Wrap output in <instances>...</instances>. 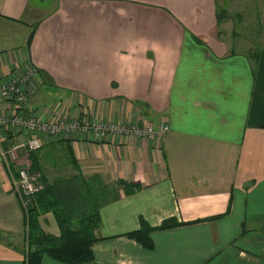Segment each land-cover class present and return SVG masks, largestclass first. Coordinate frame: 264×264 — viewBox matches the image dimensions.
Wrapping results in <instances>:
<instances>
[{
  "label": "crops",
  "instance_id": "0c3cea01",
  "mask_svg": "<svg viewBox=\"0 0 264 264\" xmlns=\"http://www.w3.org/2000/svg\"><path fill=\"white\" fill-rule=\"evenodd\" d=\"M227 6L0 0V79L35 67L33 97L42 88L64 102L40 97L35 105L32 97L30 111L170 126L161 138H73L38 154L43 167L60 160L72 172L71 145L85 175L140 186L101 208L95 260L86 264H264V16L253 31L261 43L246 46L253 35H244L240 18L229 30ZM8 145H0V264H26V217ZM168 220L181 224L153 230V249L126 235L143 221L157 228ZM39 221L60 235L53 212ZM41 264L63 263L45 256Z\"/></svg>",
  "mask_w": 264,
  "mask_h": 264
},
{
  "label": "trees",
  "instance_id": "16d2710c",
  "mask_svg": "<svg viewBox=\"0 0 264 264\" xmlns=\"http://www.w3.org/2000/svg\"><path fill=\"white\" fill-rule=\"evenodd\" d=\"M60 141L68 140L49 141L45 144ZM43 146L30 153L32 168L35 171L41 172L43 168L38 159L39 153H45V155L47 153L46 149L43 150ZM67 148L75 168L73 174L53 181L43 178L45 188L32 198L27 208L23 207L29 245L26 264H41L45 256L63 264L94 262L93 244L98 240L97 231L102 223L100 210L120 197L115 189L113 192L110 188L122 185L126 192L140 188L124 180H118L115 184L107 183L99 174L85 175L79 168L71 145H67ZM50 211L54 213L60 226L59 236L45 232L40 226L39 217ZM179 224L181 223L168 220L154 228L143 221L140 229L126 235L141 243L145 248L153 249L154 242L151 238L153 230L167 229Z\"/></svg>",
  "mask_w": 264,
  "mask_h": 264
},
{
  "label": "built area",
  "instance_id": "2783aa9c",
  "mask_svg": "<svg viewBox=\"0 0 264 264\" xmlns=\"http://www.w3.org/2000/svg\"><path fill=\"white\" fill-rule=\"evenodd\" d=\"M38 71L35 67H25L0 79V103L7 102L5 110L0 109V145L8 142L9 166L13 167L12 179L17 187L20 201L24 208L32 198L45 188L40 171L32 168L30 153L39 150L49 141L62 139L87 138L90 140H125L130 137L154 139L169 132L170 126L161 122L151 125L139 122H118L102 120L96 117H81L78 113H69L61 117H44L30 111L25 105L31 97ZM33 83V84H32ZM12 136L23 135L25 140ZM23 152L21 158L19 155Z\"/></svg>",
  "mask_w": 264,
  "mask_h": 264
},
{
  "label": "rangeland",
  "instance_id": "374dc122",
  "mask_svg": "<svg viewBox=\"0 0 264 264\" xmlns=\"http://www.w3.org/2000/svg\"><path fill=\"white\" fill-rule=\"evenodd\" d=\"M241 1L242 0H225L226 6H227V3L229 4L227 6L228 7V9H227L228 17L232 18L230 20L231 22H230V29L229 30H231V27L233 25L234 26L236 25V18H240L241 21H244L246 23V26H244L243 30H242L244 35L245 36L246 35H251V34L253 35V38H249L250 42H246L245 43L246 46L247 45L256 46V45H258V43H261L260 40L263 39V38H261V36H255L253 34L254 33L253 31L257 29L256 22H257L258 17H263L264 16V0H243V2H241ZM243 6L245 8H243ZM263 19H264V17H263ZM262 32L264 34V28H263ZM247 37H249V36H247ZM251 40H254V41H251ZM27 41H28V39H27ZM26 46H27V42H26ZM16 71H17V69L12 71V72H10V73H8V74L14 73ZM34 82L35 81L33 80V83ZM32 89L34 91L30 90V92H31L30 96L31 97L28 99L27 103L25 104L27 106V108L29 106L31 98L33 97L35 92H37L36 85L33 86ZM46 90L40 88V92H38V94L35 97L32 98L35 105L37 104L36 101L39 100L40 97L43 98V103H45V104H50L51 102L58 103V102L62 101L60 99V96H58V97L55 96L54 97L53 94H51L49 91H46ZM62 103H64V102L62 101ZM43 112L44 111H39L38 110V112L36 114L39 113V115H42L41 113H43ZM69 113H71V112H69ZM69 113H67V115ZM53 116L61 117L63 115L62 114L59 115V114H57L56 112L53 111L51 117H53ZM98 141H109V140L100 139ZM21 156H22V154L19 155L20 158H21ZM7 158H9V156H7ZM69 163L73 164L71 161H69ZM68 165L70 166V164H68ZM65 166H66V164L64 162L60 161V160H57L54 163H49V164L45 165L42 168V171H41L42 178L50 180L53 177V180H55V179L60 178V177H68V176L72 175L74 171L67 172L68 169ZM87 176H90V175H87ZM116 182L117 181L114 180V181H109L108 183H111V184L114 183L115 184ZM114 189H115V192L117 194H120L121 190L125 189V188L122 185H118L116 188H114V187L110 188V190L113 191V192H114Z\"/></svg>",
  "mask_w": 264,
  "mask_h": 264
},
{
  "label": "water",
  "instance_id": "95a60500",
  "mask_svg": "<svg viewBox=\"0 0 264 264\" xmlns=\"http://www.w3.org/2000/svg\"><path fill=\"white\" fill-rule=\"evenodd\" d=\"M33 36H34V31H32V32L30 33V36H29V38H28V41H27V45H28V47H30V45H31V42H32Z\"/></svg>",
  "mask_w": 264,
  "mask_h": 264
}]
</instances>
